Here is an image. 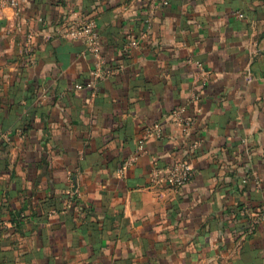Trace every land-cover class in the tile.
Instances as JSON below:
<instances>
[{"label":"crops","instance_id":"0c3cea01","mask_svg":"<svg viewBox=\"0 0 264 264\" xmlns=\"http://www.w3.org/2000/svg\"><path fill=\"white\" fill-rule=\"evenodd\" d=\"M168 1L0 7V264H264V0ZM81 19L114 75L63 33Z\"/></svg>","mask_w":264,"mask_h":264},{"label":"built area","instance_id":"2783aa9c","mask_svg":"<svg viewBox=\"0 0 264 264\" xmlns=\"http://www.w3.org/2000/svg\"><path fill=\"white\" fill-rule=\"evenodd\" d=\"M162 5L168 6V0H157ZM20 2L19 0H0V7H11L14 10L19 8ZM63 33L67 38L73 40H83L86 44V53L92 56L94 60V65L92 69V76L95 80H102L107 77L114 75L117 70L115 69H105V61L102 56L101 49V37L98 29V24L93 19H81L77 23H75L68 30H63ZM29 39H33V35H29ZM31 42V41H29ZM139 46V41L133 36H130L128 39V45L126 46L128 51L135 49ZM28 52H32V45L27 47ZM199 66H202L199 63ZM93 83H88L86 87H93ZM84 85L78 84L76 85V89H82ZM180 113H175L172 115V119H182L180 117ZM192 123V119H186L187 126ZM163 134V127L161 124H155L146 128V137H157L160 138ZM145 152L144 144L140 146V154ZM130 163L125 165V168ZM121 172L124 169L120 170ZM195 175V169L191 162L189 161H176L173 165L167 167L155 166L151 173L150 183L153 187H161L167 186L172 189H179L184 185L188 184ZM244 212L249 213L248 209H245ZM256 215V219H253V223H257L260 221H264V203L257 209V212L254 213Z\"/></svg>","mask_w":264,"mask_h":264}]
</instances>
